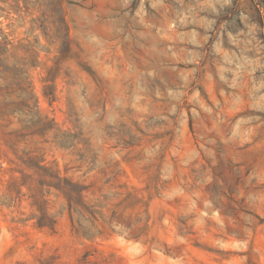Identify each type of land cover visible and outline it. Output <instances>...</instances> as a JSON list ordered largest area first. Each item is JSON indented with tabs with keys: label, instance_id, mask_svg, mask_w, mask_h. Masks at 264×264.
I'll return each mask as SVG.
<instances>
[{
	"label": "rangeland",
	"instance_id": "rangeland-1",
	"mask_svg": "<svg viewBox=\"0 0 264 264\" xmlns=\"http://www.w3.org/2000/svg\"><path fill=\"white\" fill-rule=\"evenodd\" d=\"M0 264H264V0H0Z\"/></svg>",
	"mask_w": 264,
	"mask_h": 264
}]
</instances>
